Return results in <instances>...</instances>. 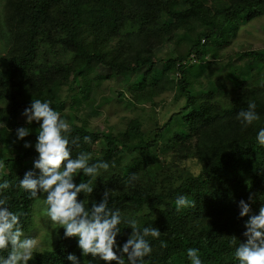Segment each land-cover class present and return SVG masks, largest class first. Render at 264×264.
Listing matches in <instances>:
<instances>
[{"label":"trees","instance_id":"obj_1","mask_svg":"<svg viewBox=\"0 0 264 264\" xmlns=\"http://www.w3.org/2000/svg\"><path fill=\"white\" fill-rule=\"evenodd\" d=\"M211 3L215 0H174L169 6L162 0H8L7 20L17 18L19 39L16 43L19 51L15 57L4 59L9 65L2 62L10 73L7 77H0V102L3 101L0 122L15 137V129L23 126L17 122V116L31 100L37 98L48 100L53 109L61 112L64 101L56 99V95L51 93L63 85L70 90L71 87L77 88L82 99L86 100L92 83L78 76L86 66L87 57L77 55L76 49L78 45L84 46V40L89 36H93V42L103 46L94 50L100 65L110 68L115 74L137 76L134 90L143 91L141 95H134V102H152L170 79L163 78V73L158 74L155 70L151 49L145 48L127 57L125 51L116 48V42L111 46L106 41L112 37L117 38L119 43L122 37H142L145 40L150 31L158 28L170 33L178 27L176 20L183 19L185 22L187 17L195 15L199 16L206 29L196 34L188 55L200 62L205 54L204 45L200 43L204 37L218 40L234 29L237 19L254 18L264 8V0H219L211 13ZM184 4H188L185 14ZM57 43L62 53H71V59L56 58L51 54L49 57V51H55ZM42 54L48 58L42 60L43 63H36ZM242 56L261 63L264 61V49L246 51ZM0 60L3 61V58ZM169 62L173 76L170 82L185 97L182 108L172 113L161 126L149 129H142L138 119H130L127 128L119 135L91 131L72 124L71 136L80 138L79 147H73L72 155L74 157L78 152L86 151L89 145L101 140L105 146V158L115 159L116 162L121 156L131 155L136 159V162L122 168V184L129 182L122 192L109 193V207L116 209L120 203L122 219L136 218L142 227H157L161 232L158 238H147L152 252L145 258V264H190L186 256L188 248L199 250L202 264H238L234 256L236 245L230 246L229 240L235 236L237 244L243 242V224L248 217L238 216L237 202L240 199L249 202L251 214H257L264 206V147L256 142V132L259 127H264V82L260 94L255 95L252 91L238 93L229 110H223L221 106L212 108L208 105L209 108L205 103L196 102L185 73L187 61L179 57ZM100 78L103 77L98 76L95 80ZM243 83L242 79L240 85ZM119 98L125 99L123 93H119ZM249 101L256 103L260 121L243 128L237 113L246 110ZM38 131H32L24 140L34 144ZM86 135L90 137L87 143L83 141ZM24 140L9 144L3 142L0 179L9 181L10 187L0 190V196H6L9 209L20 215L26 233L32 225V209L36 200L29 198L18 183L24 172L32 168L36 153L31 147H23ZM167 151L181 157L190 155L196 158L201 165L200 171L193 174L179 170L175 183H172L174 179L171 180L162 191L150 186L145 190L135 179H131L132 174L136 175L152 158H157V152ZM88 180L83 176L77 182ZM105 189L95 185L91 194L81 193L78 199H82L88 207L93 200L99 201ZM181 194L194 203L192 207L177 212L174 200ZM87 195L93 197L87 198ZM249 196L251 201H248ZM146 206L151 211L145 212ZM120 227L125 234L122 242L130 229L123 223ZM176 239L182 241L179 246L175 244ZM74 251L81 256L76 238H64L61 229L55 246L35 253L31 264H70L66 257ZM84 259L92 260L90 255Z\"/></svg>","mask_w":264,"mask_h":264},{"label":"rangeland","instance_id":"obj_2","mask_svg":"<svg viewBox=\"0 0 264 264\" xmlns=\"http://www.w3.org/2000/svg\"><path fill=\"white\" fill-rule=\"evenodd\" d=\"M7 1L0 0V59L3 58V61L0 60V77H7L10 73L9 69L2 63L5 61L4 59L15 57L19 51V45L16 43V40L19 39L17 37V33L19 34L16 25L17 18L7 20ZM162 1L168 2L167 5L169 6L173 4L174 0ZM216 2L219 3V0L211 3V13ZM187 7L188 4H184V14ZM185 20V22L183 19L176 20L178 27L170 33L156 27L158 29L150 31L145 40L142 37L136 39L122 37V42L119 43L117 38L112 37L106 41V44L114 46L116 42L118 45L116 48L125 51L127 57L139 53L145 48H150L154 57L155 70L158 74L162 72L163 78L168 77L170 80L173 76L170 73L169 61L179 57L183 58L188 64L185 67V73L189 77L196 102L198 104L205 103L206 107L208 105L212 108L221 106L223 110H229L235 103L238 93L243 91H252L255 95L262 93L264 61L257 63L255 59L242 56V53L264 49V8L254 18L241 17L237 19L234 29L227 31L218 40L204 37L200 43L204 45L205 54L200 62L192 55H188V50L196 34L205 31V25L199 16L192 15ZM143 22L148 23L147 21ZM138 23L142 24V21L138 20ZM166 23L168 26L169 20ZM156 24L157 21L153 26ZM148 26L151 27V24ZM157 35H160V38H157ZM99 47L103 46H100L99 42H93V36H89L85 38L84 46L78 45L76 49L77 55L87 57L86 66L83 67L81 75L78 76L79 79L92 83L91 93L85 98L86 100L82 99L77 88L71 87L70 90L67 85L58 87L51 93L56 95V99L64 101V108L59 113L67 119L70 126L76 124L91 131L119 135L127 128L130 119H138L142 129H149L155 125L161 126L172 113L184 106L185 97L179 94L176 86L172 85L170 80L165 83L164 90L158 92L152 102L138 103L137 100L134 102V95H141L143 91L142 89L134 90L137 76L115 74L111 72L110 68L100 65L94 55L95 48ZM54 48L55 51L53 49L49 51V57L51 54L52 57L56 58L65 57L68 60L72 58L71 53L60 51L58 43ZM47 58L43 57L42 54L36 63H43L42 60L45 61ZM4 63L10 64L6 61ZM142 70L144 71V68ZM98 76L103 78L95 80ZM242 79L244 83L240 85ZM119 93H123L125 99L119 98ZM74 97L78 100H75ZM2 104L3 101L0 102V105ZM21 113L22 111L17 116V122L37 132L39 130L38 125L35 123L26 124ZM12 141L18 140L10 134L9 128L0 127V149L3 148L4 143L9 144ZM104 149L103 141L98 140L84 151L90 153V163L98 160L109 163V169L107 171L101 170L100 175L92 181V186L98 185L100 188H106L105 190H108L109 193L122 192L129 182L122 184V168L129 163L136 162V159L131 155H124L115 162V159L104 157ZM156 155L157 158H152L151 162L139 169L135 175V182L145 190L150 186L157 191H162L171 180L174 179L172 183H175L179 177V170L184 171V173L187 170L197 174L201 168L196 158H191L190 155L181 157L172 151L157 152ZM0 173H2L1 168ZM138 173L143 176L138 175ZM81 177L83 175L79 176L78 179ZM89 197L93 196L87 195V198ZM45 207L42 199L36 200L32 209V225L29 231L25 233V235L32 236L37 240L38 252L52 249L59 239L61 230L56 229V226L48 220L44 212ZM116 209L120 210L122 216V204L119 203ZM119 239L121 240V238ZM181 243V239L175 240L177 246ZM77 253L74 251L75 255ZM77 257L80 258L81 264H88V260H90L78 255ZM31 263L32 260L28 262V264ZM92 264H104V262L93 260ZM110 264H114V262H110Z\"/></svg>","mask_w":264,"mask_h":264},{"label":"clouds","instance_id":"obj_3","mask_svg":"<svg viewBox=\"0 0 264 264\" xmlns=\"http://www.w3.org/2000/svg\"><path fill=\"white\" fill-rule=\"evenodd\" d=\"M21 115L26 124L38 125L39 131L33 144L24 140L32 133L30 127L15 129V139L24 140L23 147H31L36 153L32 168L24 172L18 187L29 198L43 200L48 220L56 229H63L64 238H76L81 256L90 255L92 258L88 264H92L93 260L103 261L104 264H145V258L152 252L147 238L160 236L157 227H142L136 218L122 219L119 209L109 207L108 190L102 192L99 201L93 200L88 207L82 199H78L81 193L93 192L92 181L100 175L101 170L109 169V163L104 160L90 163V153L84 151L73 157V147H79L80 138L71 136L69 122L50 106L48 100H31ZM237 119L243 128L260 121L256 103L249 101L246 110L237 113ZM0 127L6 126L0 122ZM89 140V136L83 137L85 143ZM256 142L264 147V127H259L256 132ZM81 175L89 180L77 182ZM131 179H135L134 174ZM9 187V181L0 179V190ZM251 199L249 196L248 201ZM6 201V196H0V253H6L0 255V264H28L39 250L38 242L34 237L25 235L20 215L11 211ZM193 203L186 195H178L174 200L175 211L192 207ZM237 207L238 216L247 215L248 218L243 224V242L237 244L235 236L229 240L230 246L236 245L235 259L238 264H264V206L259 208L257 214H251L250 203L240 199ZM144 211L151 209L146 206ZM122 223L127 225L130 233L121 242L119 238L125 235L120 227ZM186 256L190 264H202L197 248L186 249ZM66 259L70 264H81L80 258L73 253H69Z\"/></svg>","mask_w":264,"mask_h":264}]
</instances>
